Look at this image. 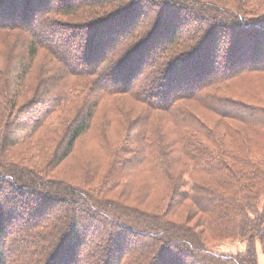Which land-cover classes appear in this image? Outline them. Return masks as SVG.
I'll use <instances>...</instances> for the list:
<instances>
[{
    "label": "trees",
    "instance_id": "16d2710c",
    "mask_svg": "<svg viewBox=\"0 0 264 264\" xmlns=\"http://www.w3.org/2000/svg\"><path fill=\"white\" fill-rule=\"evenodd\" d=\"M263 89L264 0H0V264H258Z\"/></svg>",
    "mask_w": 264,
    "mask_h": 264
},
{
    "label": "rangeland",
    "instance_id": "374dc122",
    "mask_svg": "<svg viewBox=\"0 0 264 264\" xmlns=\"http://www.w3.org/2000/svg\"><path fill=\"white\" fill-rule=\"evenodd\" d=\"M264 92V89H263ZM88 139H85L82 143V147L80 149V152H83L84 149L88 147ZM219 251L224 253H230L234 254L236 252H241L245 249V243L244 242H225L217 248ZM258 264H264V258L261 254L260 249H258Z\"/></svg>",
    "mask_w": 264,
    "mask_h": 264
}]
</instances>
